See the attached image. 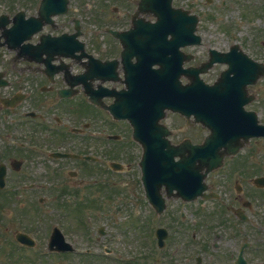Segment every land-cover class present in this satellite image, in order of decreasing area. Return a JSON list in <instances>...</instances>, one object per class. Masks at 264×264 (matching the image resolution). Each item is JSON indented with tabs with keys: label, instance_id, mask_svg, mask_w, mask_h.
I'll return each mask as SVG.
<instances>
[{
	"label": "flooded vegetation",
	"instance_id": "af4514ba",
	"mask_svg": "<svg viewBox=\"0 0 264 264\" xmlns=\"http://www.w3.org/2000/svg\"><path fill=\"white\" fill-rule=\"evenodd\" d=\"M20 1L0 0V6H3L6 12V9L13 5L20 6ZM52 1L53 7L51 9L55 11L66 8L65 5L57 7L58 0ZM116 1L123 3L119 6L120 12L105 27H112L120 32H125L128 28H134V21L138 20L134 17L137 6L135 3L125 0ZM91 2H93L92 5L90 4ZM174 5L191 10V7L188 6L185 0H174ZM75 6L82 7L84 9L83 15H87L89 14L88 6L97 7V2L96 0H74L70 4V7ZM122 9H125L127 13H123ZM100 23L103 24L104 21ZM76 32L79 34L80 42L83 43L87 53L95 54L96 49L103 46L115 51L119 50V40L112 38L106 33L99 40L97 35L91 30V22L86 19L81 20L79 25L76 22L68 23L65 20L57 22L53 27L48 24L44 25L41 30L35 32L28 39H23L29 33L24 30L22 37L19 39L21 41L24 40V42L22 41L17 48H13V46L10 48L7 44L6 32L0 31V100L5 98H16L19 100L20 97L24 96V100L17 106L12 100L0 103V135L12 136L24 134L26 132V124L23 120L31 111L30 105L33 107L34 105H40L41 107L40 100L35 98L50 96L55 94L58 89L57 81L52 82L49 78L53 68L49 66L45 69V66L42 65V61L44 60L47 64L46 59L52 56L53 47H55L51 41L52 36L49 34H74ZM132 37L125 38V40H130ZM8 38L10 39L9 34ZM131 43L137 45L138 41L132 39ZM210 49L229 52L234 47L232 44L224 48H220L217 45L208 47L204 58H198L196 54L194 55L191 65L199 67L206 63ZM101 50L104 51L103 49ZM143 51L145 52L147 49ZM182 51L186 53L187 49H182ZM130 66L129 62L125 61L122 65L118 64L117 67L121 72H124ZM79 67H81V63L75 62V65L69 66V70H76ZM224 68L225 65L223 64H214L213 68L203 75L205 81L209 84L214 83L225 70ZM94 76L95 74H90L85 80L88 86H90V77ZM182 80L184 83L188 82L185 79ZM128 81V79H120L117 81V86L114 87L119 89L125 88ZM261 88V86H256V92L259 94L263 92ZM101 93V97L107 95L105 90H101ZM94 96L96 97L97 94H94ZM103 99L105 102L111 101L106 97ZM118 101L122 100L118 99ZM247 109L257 112L261 119L260 122L264 124V101H258L251 106H247ZM64 113L70 116L76 114L74 109ZM79 113L80 118L88 123L89 128L97 132L98 138L93 139L92 142L90 138L85 139L86 149L83 155L93 158L90 160L78 159L77 161H72V165L59 163L54 168L47 169L46 173L59 177L76 174V180L82 177V183L89 184L91 181H94L95 184H100L102 177L107 174V162H109L108 166L110 167L112 161H117L116 159L118 158H125L121 161L125 167L122 165V170L117 172L126 174L132 170L134 167L133 163L136 162V160H133V151L134 149L137 150V143L132 139L133 128L130 123L125 120L111 118L107 111H99L91 105L87 106L83 104L79 108ZM175 116L176 118H172L173 120L170 124L173 131H177V133L171 136L172 142L174 144H181L186 143V140H190V143L193 145L202 144L204 136L208 133L202 124L193 123L192 117L187 119L185 116ZM170 118L168 116V119ZM56 129L59 128H54L47 132L46 139L42 141L45 145L48 146L57 141L59 132ZM239 137L240 142H242L244 134L241 133ZM235 144L236 142L232 146ZM20 145L25 147L27 144L21 143ZM63 147L58 150L67 149ZM234 148L230 147L229 151L232 152ZM238 149L237 153L228 154L224 159V166L208 177L210 190L218 193L221 200L230 199L233 206L229 203L226 208H213L210 211L175 208L162 216L165 222L170 221L169 229L173 232L169 238V254L172 257L168 258V264H187L186 239L188 237H198L199 239L196 244L188 240L189 246L205 247L208 244L212 246L215 252L214 257L217 260L223 259V264H236L242 247H245L244 257L248 264H251L254 259L252 257H256L258 253L264 251V188L257 186L252 181L250 168L251 155L259 154L264 149V138L253 139L249 144L241 143ZM130 151H132L131 158ZM120 183L125 185L123 180ZM237 186L240 189L239 192H237ZM247 201L251 202V206L244 208V203ZM238 209L244 213H241V215L235 214L234 211ZM185 211H190L191 215L196 217L194 222L196 229H191L189 222H186L187 213ZM211 219H213L217 226L211 224ZM147 222V226L152 225L150 218ZM181 222H185L183 224L185 233L184 228L179 224Z\"/></svg>",
	"mask_w": 264,
	"mask_h": 264
},
{
	"label": "rangeland",
	"instance_id": "374dc122",
	"mask_svg": "<svg viewBox=\"0 0 264 264\" xmlns=\"http://www.w3.org/2000/svg\"><path fill=\"white\" fill-rule=\"evenodd\" d=\"M228 8H224L221 9L219 13H221V18H223L224 20L235 15L237 19H241L240 16L236 15V13L234 11H229L227 14L225 13L226 10H228ZM232 21V19L230 20ZM217 24V23H216ZM207 26H210V28H212L213 26H215V24L213 23H206ZM248 30V29H247ZM249 31V30H248ZM243 37H247V35L245 33H243ZM32 165V164H31ZM35 170V169H34ZM77 190V189H75ZM129 189L125 190L124 192H128ZM80 196H84L82 194V192H78ZM53 197V196H52ZM85 198V196H84ZM53 199L54 198H50V200H47V202H45L42 206L38 205V201L35 200L34 205L37 208V211L39 212V216L40 218L36 219V217H34L32 219L31 222V226L32 224H34V229L36 230V232H30L35 238H37L40 241L45 242V240H47L48 235L50 233L51 227L54 225V223H56L57 218L59 216H63L65 217V221H66V226L65 229L69 235V238L72 242L75 243V246H77L79 253H77L76 255H72V256H59L60 258L56 257V256H50L49 258H38L33 256L32 254L30 255V252H24V255H26L24 257V261H22V263L20 264H29L28 262H32L34 264H40L42 261H48L49 263L47 264H97V260L96 258H92V259H88L87 257H83L81 256V252L82 251H86L87 247H92V251L93 252H97L98 248L102 246V243H95L96 240H93L91 238V233L89 232H84L82 231V227L80 228V223H78V220L80 219V217L76 218V221L71 218V214L67 215L64 211L62 212L60 207H57V212L54 210L53 207ZM125 199V197H124ZM28 200V199H27ZM85 199H81V197L79 198H75V197H71L69 199H66L65 201H63V204H77L82 202ZM128 205L130 206H137L140 207V201L136 202L133 199H126L125 200ZM27 202L24 199L20 200L18 202H16V205L11 204V208H9L7 210V212L4 214L2 221L0 222V231L2 232V237L0 239V243L2 245H5L7 251L9 252L11 250L10 244L12 243L13 240V234L17 231V230H21L23 229V227H21L18 224V221H16V218L18 217V215H20L21 211H19L20 208V204ZM33 202H34V198H33ZM103 207L104 208H116L117 205H119V200H115L113 199H103ZM65 207V206H64ZM34 208V206H32V209ZM65 210H68V208H64ZM90 216L93 215V221L94 222H103L106 221L104 219L103 216L100 217V214L97 210L95 211H91L90 209L85 210V217L86 216ZM67 219H69L70 221H68ZM120 220H124V219H120ZM62 223V221H61ZM60 223V224H61ZM78 223V224H77ZM95 227V223L91 226V228ZM75 229V232H74ZM113 240L112 241H108L109 245L111 248L116 249L117 251H123L124 253H127L130 249L129 244L132 245V248L136 249L137 247L139 248V250H141V237L142 234L139 231H134V230H128V232L126 231H120L118 230L116 227H113ZM6 231V235L4 234ZM92 233H96L95 229L93 230ZM136 238V241H135ZM226 248V247H225ZM32 257H34L35 259H32ZM26 261V263H24ZM210 261H214V259H212L211 257H206V262L204 260L203 264H212L210 263ZM1 262V261H0ZM192 264H195V261H191ZM218 263V262H216ZM109 264V263H108Z\"/></svg>",
	"mask_w": 264,
	"mask_h": 264
},
{
	"label": "water",
	"instance_id": "95a60500",
	"mask_svg": "<svg viewBox=\"0 0 264 264\" xmlns=\"http://www.w3.org/2000/svg\"><path fill=\"white\" fill-rule=\"evenodd\" d=\"M0 176H1V174H0Z\"/></svg>",
	"mask_w": 264,
	"mask_h": 264
}]
</instances>
